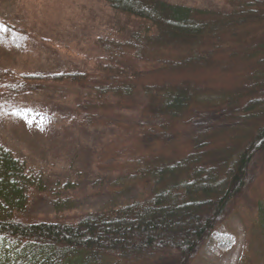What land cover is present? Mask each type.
<instances>
[{"label": "trees", "instance_id": "1", "mask_svg": "<svg viewBox=\"0 0 264 264\" xmlns=\"http://www.w3.org/2000/svg\"><path fill=\"white\" fill-rule=\"evenodd\" d=\"M103 1L142 30L96 38L106 56L94 72H10L14 80L2 86L16 94L41 83L73 86L80 96L73 121L87 125L117 124L142 93L136 132L168 144L189 126L190 149L132 153L110 189L137 187L138 198L53 222L27 217L31 198L42 193L39 178L0 147V264H191L232 214L247 234L264 237V197L250 187L256 162H264V0H230L227 11ZM6 242L19 250L4 252Z\"/></svg>", "mask_w": 264, "mask_h": 264}, {"label": "rangeland", "instance_id": "2", "mask_svg": "<svg viewBox=\"0 0 264 264\" xmlns=\"http://www.w3.org/2000/svg\"><path fill=\"white\" fill-rule=\"evenodd\" d=\"M165 1L230 9V0ZM141 30L138 20L114 13L103 0H0V147L39 178L42 193L31 198L29 219L74 222L84 213L127 203L138 198L140 190L116 192L110 185L122 175L123 162L132 153L173 156L189 151V126L180 128L181 138L168 144L148 143L136 132L137 114L145 103L142 93L116 116L117 124L87 125L73 121L80 98L73 86L41 83L20 94L2 86L14 80L10 72H94V65L106 56L95 45L96 38L123 40ZM230 83L224 78L225 85ZM256 164L250 187L264 197V162ZM249 200L253 204L252 196ZM6 243L3 251L14 253L15 244ZM232 243L228 252L219 251ZM243 255L244 264H264V237L247 234L239 216L232 214L206 236L191 264H240Z\"/></svg>", "mask_w": 264, "mask_h": 264}]
</instances>
